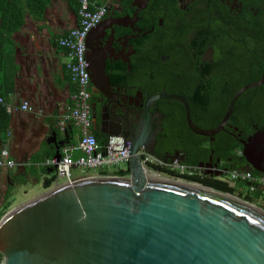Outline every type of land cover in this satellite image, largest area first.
Instances as JSON below:
<instances>
[{
  "label": "flooded vegetation",
  "instance_id": "flooded-vegetation-1",
  "mask_svg": "<svg viewBox=\"0 0 264 264\" xmlns=\"http://www.w3.org/2000/svg\"><path fill=\"white\" fill-rule=\"evenodd\" d=\"M85 59L90 132L121 136L164 162L197 160L201 178L232 169L217 152L225 140L264 130V0H110Z\"/></svg>",
  "mask_w": 264,
  "mask_h": 264
},
{
  "label": "water",
  "instance_id": "water-1",
  "mask_svg": "<svg viewBox=\"0 0 264 264\" xmlns=\"http://www.w3.org/2000/svg\"><path fill=\"white\" fill-rule=\"evenodd\" d=\"M237 98H232L224 120ZM52 135L54 158L59 159L55 130ZM239 143L246 163L242 170L264 175V130ZM128 144L126 177L57 185L6 212L0 218L3 263L264 264V215L253 204L209 187L203 186L210 192L196 190L156 177L142 170L136 156L140 147ZM224 174L210 173L214 178Z\"/></svg>",
  "mask_w": 264,
  "mask_h": 264
},
{
  "label": "crops",
  "instance_id": "crops-1",
  "mask_svg": "<svg viewBox=\"0 0 264 264\" xmlns=\"http://www.w3.org/2000/svg\"><path fill=\"white\" fill-rule=\"evenodd\" d=\"M22 7L21 24L9 36L1 64L8 77L7 88L10 91L4 95L3 85L0 86V97L4 102L0 108L6 111L5 107H8L11 112L6 111L8 122L0 130V149L8 150L15 166L0 169V213L5 206L4 211L8 212L57 185L65 184V181L56 180L54 169L49 173L50 169L43 166L45 160L54 158V130L59 154L63 147L76 145L79 140L71 137L72 129L79 131L75 125L68 123L70 131L67 133L57 128L58 119L67 112L76 91L65 67V53L57 43L60 37L79 24L74 1L48 0L41 16L31 12L25 2ZM24 103L30 110H21ZM67 141L69 143L65 144ZM80 156L78 152L73 153L74 158ZM76 170L73 168L71 174ZM97 174H86L80 170V174L72 175V178L80 180ZM51 177L53 181L49 188H45ZM231 187L241 195L246 194L245 186L237 187L235 184ZM11 193H14V198H11ZM261 197L260 193L258 201Z\"/></svg>",
  "mask_w": 264,
  "mask_h": 264
},
{
  "label": "built area",
  "instance_id": "built-area-1",
  "mask_svg": "<svg viewBox=\"0 0 264 264\" xmlns=\"http://www.w3.org/2000/svg\"><path fill=\"white\" fill-rule=\"evenodd\" d=\"M109 2L110 0H105L103 3L97 4L90 0H79L77 11L79 18L78 26L70 29L57 41L58 46L64 51L67 59L65 67L69 79L76 87V91L71 99V105L67 108V112L58 119L57 128L60 132H65L68 123L73 124L78 127L80 138L76 145L63 147L60 151L59 159H47L43 162V166L54 169L56 180H64L65 184L78 181L72 178L71 170L73 168L98 173L95 176L86 178L126 177L129 170L131 152L128 142L123 137L109 136L104 145H99L90 132L92 124L89 92L90 77L85 59V41L89 32L102 20L106 12V5ZM3 104V98L0 97V105ZM5 109L8 113L11 112L8 107H5ZM21 110H30V108L24 103L21 106ZM74 152L80 153L81 156L74 158ZM136 156L139 158L142 170H146L164 179L187 184H198L189 182L183 178L195 175L200 170L197 167H187L177 160L164 162L144 150H139ZM14 166L15 163L10 158L8 150L5 148L0 149V169L3 167L13 168ZM160 170H164L165 172H161ZM113 172L116 174H127L126 176H118L114 175ZM216 179L230 186H234L237 183L242 184L247 189L246 193L251 195L260 192L262 196L261 202L264 201V175L262 174H255L249 170L234 169ZM0 264H4L1 255Z\"/></svg>",
  "mask_w": 264,
  "mask_h": 264
},
{
  "label": "trees",
  "instance_id": "trees-1",
  "mask_svg": "<svg viewBox=\"0 0 264 264\" xmlns=\"http://www.w3.org/2000/svg\"><path fill=\"white\" fill-rule=\"evenodd\" d=\"M74 4L76 6V11H78L79 8V0H73ZM92 2H95L97 4L103 3L102 0H90ZM27 5V8L31 9V12L33 11L36 15L41 16L43 13V10L48 3V0H0V19H1V24H0V65L2 62H4V49L6 44L9 41V36L11 35L12 32H14L21 24L22 20V12H23V3ZM6 72L4 68L0 67V80L1 84L0 86L3 87V93H8L10 90L7 88L8 87V77H6ZM8 122V115L4 108H0V130L4 129L6 127V124ZM93 136L95 137L97 143L99 145L105 144L107 141L106 137H99L97 134L93 133ZM242 147L239 145L234 140H225L222 144L221 149L217 150L218 156L226 160L228 157L232 158L233 161V167L231 170L238 169L241 170V165L245 164L243 158L241 157L240 153L237 155L235 151L241 152ZM196 155L199 158H203L206 156V151L200 150V151H195ZM186 166H191V167H198V162L197 160H191L190 158L184 162ZM230 170V171H231ZM161 172H165L164 170H160ZM253 173L256 174L255 171L252 170ZM127 173H119L117 174L118 176H126ZM106 175V174H103ZM184 179H187V181L192 182V183H198L200 185H203L205 187H209L215 191H218L221 193H227L232 196L236 195L237 197L242 198L246 202H249L251 204H255V201H258L260 198V193H256L254 195H250L246 193L245 195H241L240 193H237V189L235 187H231L227 183L221 182V180L216 179L214 177H199V176H190V177H183ZM53 181V177L49 179L47 184L45 185V188H49L51 182ZM237 187L243 186L242 184L237 183ZM237 193V194H236ZM261 208L264 210V201L261 202ZM5 213V212H4ZM3 213V214H4ZM1 218V216H0Z\"/></svg>",
  "mask_w": 264,
  "mask_h": 264
},
{
  "label": "bare ground",
  "instance_id": "bare-ground-1",
  "mask_svg": "<svg viewBox=\"0 0 264 264\" xmlns=\"http://www.w3.org/2000/svg\"><path fill=\"white\" fill-rule=\"evenodd\" d=\"M151 174H152V173H151ZM152 175H154V176H156V177H159V176H157V175H155V174H152ZM159 178H162V177H159ZM162 179H164V178H162ZM166 180H167V181H170V182H174V183L180 184V185H183V186H186V187H190V188H193V189H196V190H202V191L210 192V190L204 188L203 185H196V184H192V185H191V184H185V183H182V182H179V181H172V180H169V179H166ZM184 184H185V185H184ZM230 198H231V197H230ZM250 207H251L253 210H255V211H257V212H259V213H261V214L264 215V211H263L262 209L256 207L255 205H250Z\"/></svg>",
  "mask_w": 264,
  "mask_h": 264
},
{
  "label": "rangeland",
  "instance_id": "rangeland-1",
  "mask_svg": "<svg viewBox=\"0 0 264 264\" xmlns=\"http://www.w3.org/2000/svg\"><path fill=\"white\" fill-rule=\"evenodd\" d=\"M87 173H89V174H94V173H96V172H94V171H86V174ZM80 174V169H77L76 171H72V175H73V177H75V176H77V175H79ZM64 180H60V182H63ZM243 191H244V189H243ZM247 192V191H246ZM234 197H236V198H238V199H241V200H243L242 198H240V197H237L236 195H234ZM243 201H245V200H243ZM253 205H255L256 207H258V208H261V201H255V204H253ZM7 206H5V207H3V209H2V211H1V213H0V216L2 217L6 212L4 211V209L6 208ZM10 209V207L8 208V210ZM262 209V208H261ZM263 210V209H262ZM5 212V213H4ZM4 213V214H3Z\"/></svg>",
  "mask_w": 264,
  "mask_h": 264
}]
</instances>
